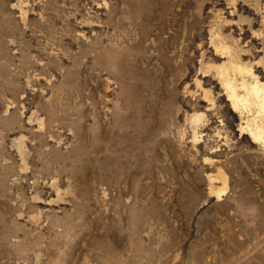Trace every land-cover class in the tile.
Returning <instances> with one entry per match:
<instances>
[{"label":"rangeland","instance_id":"obj_1","mask_svg":"<svg viewBox=\"0 0 264 264\" xmlns=\"http://www.w3.org/2000/svg\"><path fill=\"white\" fill-rule=\"evenodd\" d=\"M262 101L264 0H0V264H264Z\"/></svg>","mask_w":264,"mask_h":264},{"label":"bare ground","instance_id":"obj_2","mask_svg":"<svg viewBox=\"0 0 264 264\" xmlns=\"http://www.w3.org/2000/svg\"><path fill=\"white\" fill-rule=\"evenodd\" d=\"M252 91H253V94L256 96V98L259 96H261V92H257L258 90H257V88H254V89H252ZM234 96V95H233ZM262 104L264 105V101H262ZM248 132H250V135L251 136H253V137H257L258 139H261V138H259V135H255V134H253L251 131H248Z\"/></svg>","mask_w":264,"mask_h":264}]
</instances>
